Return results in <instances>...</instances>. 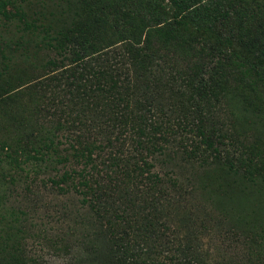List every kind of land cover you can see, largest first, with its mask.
Listing matches in <instances>:
<instances>
[{"label":"trees","instance_id":"obj_1","mask_svg":"<svg viewBox=\"0 0 264 264\" xmlns=\"http://www.w3.org/2000/svg\"><path fill=\"white\" fill-rule=\"evenodd\" d=\"M1 18L0 264H49L1 202L40 175L75 202L44 237L66 264H264V0H0Z\"/></svg>","mask_w":264,"mask_h":264},{"label":"rangeland","instance_id":"obj_2","mask_svg":"<svg viewBox=\"0 0 264 264\" xmlns=\"http://www.w3.org/2000/svg\"><path fill=\"white\" fill-rule=\"evenodd\" d=\"M6 8L12 10V12L15 11V9L11 8L9 5H7ZM35 8H37V6H24L27 14H31ZM0 22V25L5 23L9 25L12 24L4 18H1ZM37 72L40 74V71H35V73ZM21 73L27 74L28 68L23 67ZM14 76L16 77L17 74H14ZM37 80L38 79L31 81V83ZM21 89H24V86H22ZM38 92L40 93V89H38ZM177 170L179 171V168H177ZM41 177L42 175H40L39 178L29 179L27 181V188H25V185L22 183L10 186V190L6 191L5 197L1 202L6 206L5 212H9L11 209L15 211L25 219L28 230L34 233L35 236L30 239L26 236H22L24 237V243L31 252L42 255L49 264H66L69 255L64 251L53 249L44 237L50 238V241H53L54 238L56 239V237H59L68 229L69 223H72L70 214L74 209L73 203L75 202L71 194H61L56 188L50 187V184L46 186L43 185L41 183ZM65 205H68L67 208L64 207ZM15 230V228L12 229L14 233ZM225 236L226 237H223L226 241L225 244L229 243L232 248L236 246L237 249L241 247V242L239 240H234L232 234L227 233ZM217 243L221 245L222 241L218 240Z\"/></svg>","mask_w":264,"mask_h":264}]
</instances>
